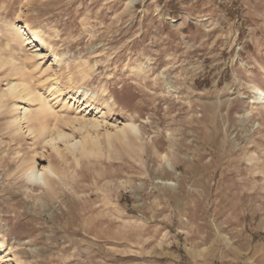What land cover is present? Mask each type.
Instances as JSON below:
<instances>
[{
  "label": "rangeland",
  "instance_id": "rangeland-1",
  "mask_svg": "<svg viewBox=\"0 0 264 264\" xmlns=\"http://www.w3.org/2000/svg\"><path fill=\"white\" fill-rule=\"evenodd\" d=\"M12 24L40 31L60 68L45 50L32 58ZM8 56L0 95L24 82L44 97L56 82L67 95L50 102L45 126L78 140L94 114L68 92L84 88L102 126L96 155L62 143L57 155L36 134L44 123L15 132L13 105H24L2 99L0 238L11 253L0 264H264L254 94L264 92V0H0ZM127 121L138 134L115 136ZM33 160L54 170L50 187L26 180Z\"/></svg>",
  "mask_w": 264,
  "mask_h": 264
},
{
  "label": "bare ground",
  "instance_id": "bare-ground-1",
  "mask_svg": "<svg viewBox=\"0 0 264 264\" xmlns=\"http://www.w3.org/2000/svg\"><path fill=\"white\" fill-rule=\"evenodd\" d=\"M10 34L13 36L14 40L15 38H18L19 44H23V46L28 47V51L31 53L32 58L41 57L39 54V51L45 50L48 52L50 57L53 58V62L55 63V66L59 69L62 65V56L55 53L51 47L47 45V43L44 41L43 37L41 36L40 31H30L26 28H21L17 25H9ZM9 33V31H8ZM17 42V43H18ZM33 50V51H32ZM10 56V54H9ZM8 56V57H9ZM12 56L8 59H0V64H12ZM12 62V63H11ZM56 68V69H57ZM21 68H16L15 72L18 74L21 73ZM85 75V74H84ZM83 75V76H84ZM86 77V76H85ZM254 89V88H253ZM68 90V89H67ZM75 90V91H74ZM72 91H67L68 93H72L70 96V100L75 104H77L78 113H84V114H94V117L89 122H82L79 127H77L78 131L84 132V134L78 139H70L69 134H65L61 131H55L50 130L49 127L45 126V119L48 117V115H52L50 102L58 100L60 96L67 95L64 94V89L60 88L56 82L52 83L50 85V88L48 89L47 96L42 97V95H36L33 93L32 89L28 87L24 82H11L7 85L6 89L1 93L0 95V107L2 105V99H6V97L10 99H14L18 102L23 103V108L20 110L19 105L14 104L13 108L15 109V116L11 119L10 125L15 126L17 130H15L16 133H20L22 131V127L25 124H28L29 122H40L44 123V125H39L37 130V136L40 138H43V143L47 144L48 146L53 149L57 155L61 154L60 147L58 146L60 143L63 144V147L65 151H72L80 150V153L87 156H93L96 155L100 151V145L98 141L99 134L97 133L98 129L101 128L102 119H98L101 117L95 118L97 115H100V112L96 110L94 107V104L96 102V95L94 93H91L90 91L84 89V88H75ZM255 95L257 96V100L259 104H261L264 107V92H262L259 89H254ZM69 99V97H67ZM36 102V110L35 112H31V103ZM94 102V103H93ZM63 108L67 109L69 106L67 103L62 102ZM107 106V103H105ZM20 110V111H19ZM88 110V111H87ZM51 111V112H50ZM76 112V113H77ZM50 113V114H49ZM52 113V114H51ZM77 113V114H78ZM32 116L31 119L28 118V116ZM83 117V116H82ZM39 124V123H38ZM32 130L28 128L26 131L29 132L32 135ZM138 128L135 124H133L130 121H127L123 123L120 128L115 127L114 134L115 136L122 135L123 138L126 137L128 133L131 134H138ZM34 134V133H33ZM101 135V134H100ZM107 142H109V135L106 136ZM23 171V169H21ZM24 172V171H23ZM24 176L30 184L37 186H49L50 187V180L51 176H55L54 170L50 167V165H47L45 167H41V169H38L36 166V163L34 160L32 162H29L26 164ZM11 248H8V246L5 244L4 240L0 238V261L7 258L9 253H11ZM8 254V255H7ZM9 260H6L4 262H8ZM8 264V263H4Z\"/></svg>",
  "mask_w": 264,
  "mask_h": 264
}]
</instances>
